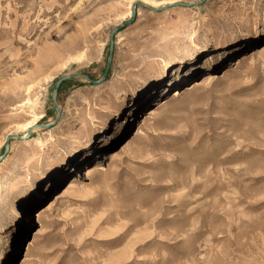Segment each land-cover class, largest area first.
I'll list each match as a JSON object with an SVG mask.
<instances>
[{
  "label": "rangeland",
  "instance_id": "obj_1",
  "mask_svg": "<svg viewBox=\"0 0 264 264\" xmlns=\"http://www.w3.org/2000/svg\"><path fill=\"white\" fill-rule=\"evenodd\" d=\"M250 1L0 0V264H264V0L251 22ZM207 69L210 88L132 140ZM72 74L96 82L57 86Z\"/></svg>",
  "mask_w": 264,
  "mask_h": 264
},
{
  "label": "bare ground",
  "instance_id": "obj_2",
  "mask_svg": "<svg viewBox=\"0 0 264 264\" xmlns=\"http://www.w3.org/2000/svg\"><path fill=\"white\" fill-rule=\"evenodd\" d=\"M148 3H150L154 6L160 5V3L157 1L148 2ZM257 3L259 4V0L258 1L256 0V2L250 1V2L246 3V5L249 4L250 8L252 9L251 10L252 12L250 13V15L246 16V18H245L246 21L250 20V22H251L252 16L254 15L253 12H255V8L257 6ZM132 11H133V9H132ZM140 14H143L142 10H140ZM257 50H259V49H257ZM260 52L256 51V49H253V51L250 52V53H252L250 56H254L256 54H259ZM248 54H244L241 57H239L240 62H244L245 60H248V58L250 57ZM213 70L214 69H207V71L204 74H202V76L200 78L194 79L193 81L188 83L185 87L174 89L170 93L168 92L169 94L163 95V97L161 99H159L155 103V105H153L152 107L147 109L145 115L141 116V118L139 119L138 125L136 126V128L132 132V134H133L132 140L135 139L140 133H142L143 128L146 127L149 119L154 118L159 113L166 111L170 106H172L179 99L180 96L185 95V94H189L192 92H194V93L200 92V91H203L205 89L210 88L211 85L213 84V82L219 78V74ZM168 99H170V100L166 101ZM90 122H92V127H94V128L101 126V122H100V119L98 117H91ZM79 139H78V141H80ZM81 142L83 144V140H81L80 143ZM11 176H13V173L11 172V169L8 166H0V200H2V194L4 191V187L6 185V182H7L8 178H10ZM37 212H38L37 215H34V221H33L35 226H34L33 230L31 231L28 240L25 241L24 246H23V251H24L25 246L28 242L26 250H25V256L28 255L31 248L37 242V240L41 234V231H42L41 228L43 226V213L44 212L43 211H41V212L37 211Z\"/></svg>",
  "mask_w": 264,
  "mask_h": 264
},
{
  "label": "water",
  "instance_id": "obj_3",
  "mask_svg": "<svg viewBox=\"0 0 264 264\" xmlns=\"http://www.w3.org/2000/svg\"><path fill=\"white\" fill-rule=\"evenodd\" d=\"M118 30H119V27L115 28V29L113 30V33H112V34H114L115 32H117ZM75 75H80V76H82L83 78L89 80L90 82H93V83L96 82L95 80L89 79L87 76H85V75H83V74H72V75L64 76L63 78H61L60 80H58V82H57V86H58V84H59L60 82H62L63 80L68 79V78H71V77H73V76H75ZM57 86H56L55 89H54V94L56 93Z\"/></svg>",
  "mask_w": 264,
  "mask_h": 264
}]
</instances>
